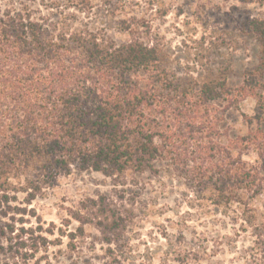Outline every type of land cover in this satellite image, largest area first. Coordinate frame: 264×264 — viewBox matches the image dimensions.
Segmentation results:
<instances>
[{"label":"trees","instance_id":"1","mask_svg":"<svg viewBox=\"0 0 264 264\" xmlns=\"http://www.w3.org/2000/svg\"><path fill=\"white\" fill-rule=\"evenodd\" d=\"M49 1L43 3L55 10L49 15L30 3L0 8V255L8 252L13 260L45 246L36 228L24 225L26 209L12 205L17 187L29 204L42 180L51 185L71 166L107 175L155 172L154 163L166 158L192 162L199 181L212 188L213 204L227 211L238 206L242 229L250 227L254 241L264 245V218L256 223L250 207L264 191L262 101L246 117L248 132L224 142L211 104L229 93L225 78H206L197 96L187 97L158 43H146L124 26L130 37L116 44L99 29L74 22L69 9L88 0H65V6ZM246 30L264 67V20L249 19ZM251 151L254 161L243 159ZM96 206L88 222L110 244L121 217Z\"/></svg>","mask_w":264,"mask_h":264},{"label":"rangeland","instance_id":"2","mask_svg":"<svg viewBox=\"0 0 264 264\" xmlns=\"http://www.w3.org/2000/svg\"><path fill=\"white\" fill-rule=\"evenodd\" d=\"M49 0H0V8L19 3L45 8ZM61 1L65 6L68 3ZM69 9L76 24L97 28L116 44L129 39L128 30L167 52L168 67L180 79L187 97H196L206 78L226 79L229 93L211 104L221 118V140L248 132L247 118L264 105V67L260 47L246 30L251 18L264 20V0H88ZM41 5V6H40ZM85 7L84 12L77 9ZM89 6V7H88ZM127 26L128 30L120 27ZM260 65V67H259ZM247 117V118H246ZM251 127H256L252 122ZM253 162L255 152L243 155ZM155 172L132 169L103 174L71 166L29 203L17 186L16 202L26 209L24 225L36 228L45 246L12 264H264V245L254 241L250 227L242 229L236 213L212 202V188L194 172L193 163L170 160L154 163ZM97 203L121 217L112 243L88 222ZM255 222L264 218V191L250 201ZM19 217V216H16Z\"/></svg>","mask_w":264,"mask_h":264}]
</instances>
